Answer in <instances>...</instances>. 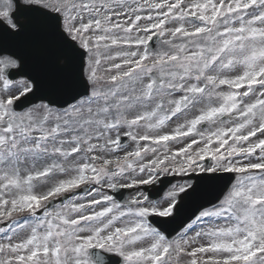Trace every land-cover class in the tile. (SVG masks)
Segmentation results:
<instances>
[{
	"label": "snow or ice",
	"instance_id": "obj_1",
	"mask_svg": "<svg viewBox=\"0 0 264 264\" xmlns=\"http://www.w3.org/2000/svg\"><path fill=\"white\" fill-rule=\"evenodd\" d=\"M0 264H264V0H0Z\"/></svg>",
	"mask_w": 264,
	"mask_h": 264
}]
</instances>
